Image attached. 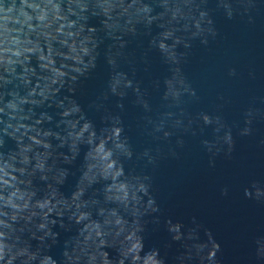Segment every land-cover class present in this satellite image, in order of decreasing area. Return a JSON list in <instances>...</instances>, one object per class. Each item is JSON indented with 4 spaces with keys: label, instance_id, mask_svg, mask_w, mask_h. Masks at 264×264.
<instances>
[{
    "label": "clouds",
    "instance_id": "9594fccd",
    "mask_svg": "<svg viewBox=\"0 0 264 264\" xmlns=\"http://www.w3.org/2000/svg\"><path fill=\"white\" fill-rule=\"evenodd\" d=\"M257 15L264 0H0V264H223L197 217L165 215L155 182L189 140L211 168L264 123V97L231 121L222 103L194 110L183 71L217 17ZM240 192L264 207V172ZM245 247L235 264H264V228Z\"/></svg>",
    "mask_w": 264,
    "mask_h": 264
},
{
    "label": "water",
    "instance_id": "95a60500",
    "mask_svg": "<svg viewBox=\"0 0 264 264\" xmlns=\"http://www.w3.org/2000/svg\"><path fill=\"white\" fill-rule=\"evenodd\" d=\"M216 27V39L206 48L196 46L183 71L200 96L194 110L222 103L220 111L231 121L254 97H264V15H257L252 24L217 17ZM228 68H235L237 76L229 77ZM254 106L264 108L258 100ZM254 128V135L236 137L231 157H217L211 168L197 143L189 140L178 150V159L161 163L156 177L165 215L185 222L197 217L221 244L223 264H235L246 253L245 238L264 228V207L243 199L240 192L249 176L264 172V146L259 144L264 123L256 122ZM224 186L229 187L228 196L220 195ZM164 239V232L152 237L153 242Z\"/></svg>",
    "mask_w": 264,
    "mask_h": 264
}]
</instances>
